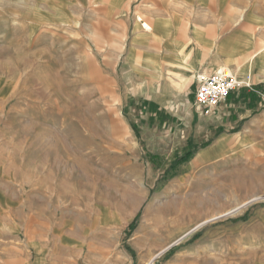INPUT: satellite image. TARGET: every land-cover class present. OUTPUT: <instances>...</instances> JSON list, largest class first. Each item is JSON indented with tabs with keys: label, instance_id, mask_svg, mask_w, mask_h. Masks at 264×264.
<instances>
[{
	"label": "rangeland",
	"instance_id": "374dc122",
	"mask_svg": "<svg viewBox=\"0 0 264 264\" xmlns=\"http://www.w3.org/2000/svg\"><path fill=\"white\" fill-rule=\"evenodd\" d=\"M183 2L0 0V264H264V188L178 160L194 79L151 60Z\"/></svg>",
	"mask_w": 264,
	"mask_h": 264
},
{
	"label": "crops",
	"instance_id": "0c3cea01",
	"mask_svg": "<svg viewBox=\"0 0 264 264\" xmlns=\"http://www.w3.org/2000/svg\"><path fill=\"white\" fill-rule=\"evenodd\" d=\"M181 6L168 34L156 32L160 51L153 66L192 80L228 68L250 85L196 121L193 165L212 175L238 170L250 176L254 190L262 189L264 179L256 177L264 176V13L255 8L242 17V0H184ZM252 222L264 226V209Z\"/></svg>",
	"mask_w": 264,
	"mask_h": 264
},
{
	"label": "built area",
	"instance_id": "2783aa9c",
	"mask_svg": "<svg viewBox=\"0 0 264 264\" xmlns=\"http://www.w3.org/2000/svg\"><path fill=\"white\" fill-rule=\"evenodd\" d=\"M193 83L195 84L193 103L200 115L205 117L212 115L232 92L250 86L241 84L228 68H221L209 76L199 73L195 76Z\"/></svg>",
	"mask_w": 264,
	"mask_h": 264
},
{
	"label": "trees",
	"instance_id": "16d2710c",
	"mask_svg": "<svg viewBox=\"0 0 264 264\" xmlns=\"http://www.w3.org/2000/svg\"><path fill=\"white\" fill-rule=\"evenodd\" d=\"M191 156H192L191 152L186 154V155H184V156H182L180 159H178L179 163H183V162L188 161L189 158H191ZM246 220H247V216H244L243 218H240V221H246Z\"/></svg>",
	"mask_w": 264,
	"mask_h": 264
},
{
	"label": "bare ground",
	"instance_id": "6f19581e",
	"mask_svg": "<svg viewBox=\"0 0 264 264\" xmlns=\"http://www.w3.org/2000/svg\"><path fill=\"white\" fill-rule=\"evenodd\" d=\"M259 199H260V198H259ZM253 201H254V200H253ZM253 201H252V202H253ZM246 205H247V204H246ZM246 205L244 204V205L239 206L238 209H237L235 212H239L240 209L245 208ZM233 213H234V212H233ZM152 261H153V260H151L150 262H148V264H151Z\"/></svg>",
	"mask_w": 264,
	"mask_h": 264
}]
</instances>
